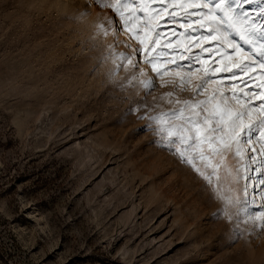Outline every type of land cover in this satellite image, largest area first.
<instances>
[{
  "label": "rangeland",
  "instance_id": "374dc122",
  "mask_svg": "<svg viewBox=\"0 0 264 264\" xmlns=\"http://www.w3.org/2000/svg\"><path fill=\"white\" fill-rule=\"evenodd\" d=\"M112 3L123 18L105 7L115 32L99 42L74 2L70 12L63 0H0V264H264V126L238 157L193 159L200 172L176 154L181 144L146 127L178 109L177 126L200 118L203 105L185 102L207 100L232 117L249 111L239 139L264 120L254 107L264 104V68L233 75L252 57L207 36L196 15L185 21L199 0ZM141 29L160 76L135 53L129 37ZM118 38L136 59L119 69ZM140 63L153 88L142 86ZM214 189L247 200L246 210L232 203L223 214Z\"/></svg>",
  "mask_w": 264,
  "mask_h": 264
},
{
  "label": "snow or ice",
  "instance_id": "6c2138e0",
  "mask_svg": "<svg viewBox=\"0 0 264 264\" xmlns=\"http://www.w3.org/2000/svg\"><path fill=\"white\" fill-rule=\"evenodd\" d=\"M129 2H135V0H123V4L127 5ZM98 6L111 7L114 11L121 15L123 18L122 11L117 9L112 3V0H96ZM256 5L254 14H250L248 9L244 6ZM142 11V10H141ZM146 17V13H142ZM135 15V13L130 14ZM196 15L198 19L196 21H191L194 23H199V21H204L200 25V29L207 28V36L215 37L219 36L220 39L217 41L221 46H223L224 41L227 40L229 44H232L233 51L239 49L241 51H247L252 59L245 63L237 73L233 75H242L244 72L251 67H261L264 68V0H199L198 6H196V12L189 14L184 17L185 21L191 20V16ZM172 21H176L177 17L171 16ZM147 25V21H146ZM104 34H107V30L104 29L103 25H98ZM117 28L122 31H127L128 26L125 25L120 28L117 23ZM200 29H194L193 31L199 32ZM130 35V39H135L138 41V46L135 49L137 56L143 60L144 63L151 66L153 72H156L157 76L161 73L157 71L155 65L159 58V54L156 57L148 58L145 56V49L143 47L144 41L139 40V32ZM246 46V47H245ZM130 47V45H129ZM151 49H149V53ZM122 64H117L119 69L123 64L132 63V56L121 53H113ZM177 67H182L183 65H176ZM190 71L192 69H189ZM212 76H207L198 85L197 95L202 93L208 84L212 81ZM155 83L153 80L149 79L144 82L145 88H153ZM166 95H172L167 93ZM235 95V93L229 94ZM251 97L249 96V99ZM209 101H186V106H194L196 104L203 105L200 112L203 114L200 118H193L191 115L184 118V124L179 126L175 125L172 121L181 115L182 110L171 113H161L156 116H149L150 124L147 125L151 131L157 133L163 141H167L169 145L181 144L184 148L183 151L176 149V154L184 160L185 163L191 164V166L200 172L199 168H196L195 164L192 163L193 159H202L204 155L209 157H220L221 161L227 156L228 153H232L234 156L238 157L240 155L241 143L247 144L254 138L253 132L256 136L261 135V127L264 126V120L259 121L255 125H248L243 133L237 139V132L241 128V121L250 115L248 110L236 113L234 117L231 116V111L228 108L220 109L219 106L209 108ZM254 107H264L262 105H255ZM131 111V110H130ZM144 116H141L143 119ZM168 122H165V121ZM222 121L227 122L228 129H230V135L224 138L226 128ZM209 122H211V127H209ZM155 125V126H154ZM199 126V127H198ZM193 128H197L196 132H193ZM175 129V131H174ZM204 131L203 138L200 137V131ZM189 133V135H183V133ZM204 147L205 151L198 153L196 157L185 156V151L195 150ZM214 146V147H213ZM235 148V151L233 149ZM254 151V150H253ZM225 171H227V166L225 165ZM203 175V173H200ZM209 183L211 181L209 180ZM247 185H245V191ZM217 196L222 199L225 203V212L227 214L226 208L229 204L236 203L241 204V211H245L247 207V200H241L240 198H235L228 195V190H216ZM251 215H255L254 213ZM219 218V216H217ZM261 220L264 221V212L261 213ZM264 227V223L261 225Z\"/></svg>",
  "mask_w": 264,
  "mask_h": 264
},
{
  "label": "bare ground",
  "instance_id": "6f19581e",
  "mask_svg": "<svg viewBox=\"0 0 264 264\" xmlns=\"http://www.w3.org/2000/svg\"><path fill=\"white\" fill-rule=\"evenodd\" d=\"M60 1V0H58ZM64 5H66L67 9H69L70 12H72L71 8V2H74L77 8V13L79 15L80 20L83 22V24L89 28L92 31V34H94L99 42H105L108 38L111 37V35L115 32L113 20L109 14V11L107 8H102L100 6H94L91 3H89V7H86V0H63ZM85 4V5H84ZM103 25L104 29L107 30V34H104V31L101 30L98 25ZM119 39V38H118ZM125 41L119 39V48H116L113 52L110 54V60L112 62L119 63L121 62L113 53H126L128 52L129 55L132 56V63H135V58L133 52L130 50H127ZM102 44V43H101ZM107 47V42L104 43ZM118 47V45H117ZM127 54V53H126ZM135 59V60H134ZM133 65V64H132ZM136 67V64H135ZM134 68V67H133ZM138 68V66H137ZM140 73L138 78L141 81L142 86H144V82L150 79L149 72L147 68L143 64H139ZM136 70V69H134ZM139 70V69H137ZM144 88V87H143ZM141 89V88H140ZM145 89V88H144ZM141 92V91H140Z\"/></svg>",
  "mask_w": 264,
  "mask_h": 264
}]
</instances>
